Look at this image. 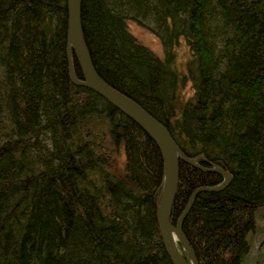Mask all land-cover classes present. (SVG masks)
I'll return each mask as SVG.
<instances>
[{
  "label": "trees",
  "instance_id": "trees-1",
  "mask_svg": "<svg viewBox=\"0 0 264 264\" xmlns=\"http://www.w3.org/2000/svg\"><path fill=\"white\" fill-rule=\"evenodd\" d=\"M81 21L99 76L187 157L231 174L196 195L182 231L198 264H243L264 210V0H82ZM128 21L158 38L163 59ZM66 33V0H0V264H172L156 219L159 150L71 83ZM185 80L193 95L180 103ZM222 182L180 162L172 225L193 191Z\"/></svg>",
  "mask_w": 264,
  "mask_h": 264
},
{
  "label": "water",
  "instance_id": "water-1",
  "mask_svg": "<svg viewBox=\"0 0 264 264\" xmlns=\"http://www.w3.org/2000/svg\"><path fill=\"white\" fill-rule=\"evenodd\" d=\"M81 5L82 0H66V60L69 79L74 86L86 88L100 96L135 123L155 143L164 167L162 197L156 210L157 224L164 249L172 264H198L195 253L182 231L183 221L197 194L218 192L225 189L232 176L228 171L218 166L208 164L209 167H202L197 164V159L187 157L171 137L167 127L151 116L138 103L109 86L99 76L85 43ZM75 65L80 71V77L77 76ZM180 162L202 172L219 174L223 177V182L215 187H200L193 191L183 213L173 226L171 215L178 190ZM174 236L177 237V241L174 240Z\"/></svg>",
  "mask_w": 264,
  "mask_h": 264
},
{
  "label": "rangeland",
  "instance_id": "rangeland-1",
  "mask_svg": "<svg viewBox=\"0 0 264 264\" xmlns=\"http://www.w3.org/2000/svg\"><path fill=\"white\" fill-rule=\"evenodd\" d=\"M129 33L142 45L151 50L160 59L164 58L162 46L158 38H156L148 30L138 26L132 21L127 23ZM175 68L182 78L186 73V65L190 59V52L184 42L180 40L175 48ZM193 95L191 84L183 81L179 87V102L185 103ZM258 216V214H257ZM264 210L259 213L257 225L252 234L249 235V252L243 264H264Z\"/></svg>",
  "mask_w": 264,
  "mask_h": 264
},
{
  "label": "bare ground",
  "instance_id": "bare-ground-1",
  "mask_svg": "<svg viewBox=\"0 0 264 264\" xmlns=\"http://www.w3.org/2000/svg\"><path fill=\"white\" fill-rule=\"evenodd\" d=\"M174 240L177 241V237L174 236Z\"/></svg>",
  "mask_w": 264,
  "mask_h": 264
}]
</instances>
